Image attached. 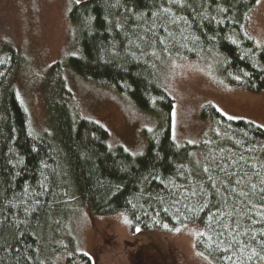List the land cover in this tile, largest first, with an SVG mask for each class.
I'll list each match as a JSON object with an SVG mask.
<instances>
[{"label":"trees","instance_id":"1","mask_svg":"<svg viewBox=\"0 0 264 264\" xmlns=\"http://www.w3.org/2000/svg\"><path fill=\"white\" fill-rule=\"evenodd\" d=\"M259 1L77 2L70 21L78 54L48 71L58 87L42 134L14 88L21 58L0 47V264H91L71 230L74 204L125 216L134 229L200 226L197 249L214 264L264 262V129L207 105L203 140L179 145L164 82L175 62L208 58L231 86L264 91V46L247 33ZM66 69L156 118L140 155L111 146L101 124L80 117Z\"/></svg>","mask_w":264,"mask_h":264},{"label":"rangeland","instance_id":"2","mask_svg":"<svg viewBox=\"0 0 264 264\" xmlns=\"http://www.w3.org/2000/svg\"><path fill=\"white\" fill-rule=\"evenodd\" d=\"M79 1L83 0H0V47L11 45L21 58L14 88L37 134L49 129L47 108L58 87V79L49 77L48 71L56 63L67 65L78 54L70 12ZM247 33L264 46V0L252 10ZM64 75L80 117L101 124L110 134L111 146L140 155L157 126L156 118L113 89L87 82L68 69ZM164 82L175 100L172 133L179 145L203 140L211 127L202 116L207 105L229 119L264 129V91L251 93L231 86L214 60L177 61ZM70 215L78 250L87 254L91 264H147L144 255L155 264H214L197 249L200 226L174 231L134 229L125 216H99L75 204ZM72 264L87 263L77 259Z\"/></svg>","mask_w":264,"mask_h":264},{"label":"snow or ice","instance_id":"3","mask_svg":"<svg viewBox=\"0 0 264 264\" xmlns=\"http://www.w3.org/2000/svg\"><path fill=\"white\" fill-rule=\"evenodd\" d=\"M164 11L167 12L168 10H167V9H164ZM237 183H239V181H238ZM252 187L255 188L256 186L253 185ZM242 194H243V193H242ZM126 222H127V221H126ZM241 251H244V249H241ZM252 252L255 253V249H252ZM85 255H87V254L85 253ZM249 259H251V256H249Z\"/></svg>","mask_w":264,"mask_h":264}]
</instances>
